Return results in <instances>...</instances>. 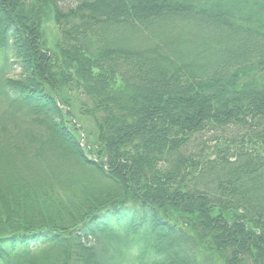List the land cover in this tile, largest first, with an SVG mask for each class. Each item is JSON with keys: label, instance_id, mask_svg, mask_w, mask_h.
Listing matches in <instances>:
<instances>
[{"label": "trees", "instance_id": "1", "mask_svg": "<svg viewBox=\"0 0 264 264\" xmlns=\"http://www.w3.org/2000/svg\"><path fill=\"white\" fill-rule=\"evenodd\" d=\"M0 264H264V0H0Z\"/></svg>", "mask_w": 264, "mask_h": 264}, {"label": "rangeland", "instance_id": "2", "mask_svg": "<svg viewBox=\"0 0 264 264\" xmlns=\"http://www.w3.org/2000/svg\"><path fill=\"white\" fill-rule=\"evenodd\" d=\"M46 26H47L46 29H47V32H48V37H50V42H51V40H54V37L57 36V30L55 29V27H54V25L52 23H47Z\"/></svg>", "mask_w": 264, "mask_h": 264}]
</instances>
